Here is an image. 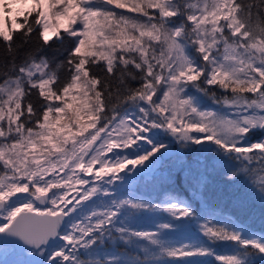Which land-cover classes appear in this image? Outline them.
Returning <instances> with one entry per match:
<instances>
[{"label":"snow or ice","instance_id":"snow-or-ice-1","mask_svg":"<svg viewBox=\"0 0 264 264\" xmlns=\"http://www.w3.org/2000/svg\"><path fill=\"white\" fill-rule=\"evenodd\" d=\"M15 4L29 7L12 16ZM0 11V240L43 257L21 264H264V231L204 198L219 163L264 208V0H0ZM162 161L191 202L119 194L117 181ZM156 214L167 219L136 226Z\"/></svg>","mask_w":264,"mask_h":264},{"label":"trees","instance_id":"trees-1","mask_svg":"<svg viewBox=\"0 0 264 264\" xmlns=\"http://www.w3.org/2000/svg\"><path fill=\"white\" fill-rule=\"evenodd\" d=\"M1 12L2 11H0V15ZM33 46L34 45H30V47ZM47 55L49 56V58L55 55L59 60L63 59L66 53L63 52V48H61L59 52H57V50L53 48L47 52ZM2 57L3 49L0 48V58ZM159 138L167 139L163 135V133H161ZM172 150L173 153H175L177 150H179V145L174 143ZM116 151L128 152L131 150L118 149ZM109 156H111V153H109ZM129 167H131V165ZM226 167L227 165L218 163L215 170L210 169L208 190L204 198L208 201V204L211 206V209L216 213L218 218L221 216H231L234 219L236 217H239V219L243 220L252 230L258 232L264 231V208H262L259 199L249 191L246 185L227 181L224 178V169ZM120 175L123 176L124 173L121 172ZM172 175L175 176V173L173 172ZM168 176V164L162 161L152 174L141 176L139 173H137L136 177L130 183L121 186L120 182L117 181L115 187L118 189L119 194L122 196L131 193L134 196L138 195L142 198L150 199L155 203H160L167 198V195L169 193H172L173 191L174 194L179 195L180 198L188 200V197L192 195V193L187 190V185L185 184L183 187H181V185L177 184L174 179H168ZM188 202L191 201L188 200ZM197 203H202V201H197ZM195 206L197 205L194 204V207ZM74 215H78V213ZM164 219H167L166 214L144 216L139 219L136 226L144 228L147 225H153L154 220ZM194 235H198V233H196L195 231V226L189 227V229L184 233L185 239H188L189 237ZM0 246L2 247L3 251L4 249L13 250L12 246H7L3 243H0ZM119 247L121 250L124 249L123 245H119ZM215 247L218 252L231 251L230 244L220 243ZM27 252H31V254H33V251ZM34 256L35 260L43 258L38 255ZM167 259L169 260V263L172 262V258ZM16 260V264H21V261L23 259L17 258ZM210 260L215 262L211 257ZM175 263L181 264L180 262L176 261Z\"/></svg>","mask_w":264,"mask_h":264},{"label":"rangeland","instance_id":"rangeland-1","mask_svg":"<svg viewBox=\"0 0 264 264\" xmlns=\"http://www.w3.org/2000/svg\"><path fill=\"white\" fill-rule=\"evenodd\" d=\"M29 7V5H21V4H15L13 5V13L11 14L12 16H15V13H16V10L17 9H24V10H27V8ZM117 11H125V10H117ZM3 13L1 12V15ZM129 15H132L131 13H129ZM173 151V150H172ZM139 167V166H138ZM107 179V178H105ZM51 195V193H50ZM74 195V193H73ZM27 196V194H26ZM26 196L23 195V197H19L21 199L25 198ZM16 197H14L13 199H15ZM153 225H147L146 227H144L145 229H149V228H152ZM258 232V231H256ZM260 232V231H259ZM179 237V238H178ZM178 237H173L175 240H187L185 239L184 237V233L181 234V235H178ZM1 243V242H0ZM13 250H8V249H4V251L2 250V247L0 246V264L4 261L5 257H7V255H9ZM18 257H16L17 259ZM20 259H23L21 262H29V261H35V256L33 254H31V252H26L23 256L19 257ZM15 259V262L12 263V264H16L17 263V260ZM186 258L184 257H175V258H172V262L169 263V264H176V262H180L181 264H183L184 260ZM201 259H207V260H210V257H207V258H201ZM215 263V262H213ZM178 264V263H177ZM216 264V263H215Z\"/></svg>","mask_w":264,"mask_h":264},{"label":"water","instance_id":"water-1","mask_svg":"<svg viewBox=\"0 0 264 264\" xmlns=\"http://www.w3.org/2000/svg\"><path fill=\"white\" fill-rule=\"evenodd\" d=\"M23 195L26 196V193H18L17 194V197H23ZM3 236H4V234H0V238H2ZM9 240H10V242L9 243H6V245H13L16 250H15V252L9 254L4 259V261L2 262V264H12V263L15 262L16 257L23 256L25 254V252L28 251V250L32 251L27 246H24L21 242L14 241V238H9ZM0 242H2V240H0Z\"/></svg>","mask_w":264,"mask_h":264}]
</instances>
